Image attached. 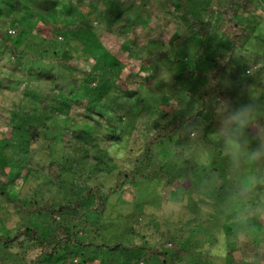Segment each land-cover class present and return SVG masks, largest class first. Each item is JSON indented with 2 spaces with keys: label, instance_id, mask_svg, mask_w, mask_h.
<instances>
[{
  "label": "trees",
  "instance_id": "16d2710c",
  "mask_svg": "<svg viewBox=\"0 0 264 264\" xmlns=\"http://www.w3.org/2000/svg\"><path fill=\"white\" fill-rule=\"evenodd\" d=\"M262 1L264 0H227L225 3L213 5V0H171L173 5L171 15L177 26L173 40L165 42L157 37V30L143 29L140 26L128 32L132 46L124 45V48L129 54L136 50L147 51L152 45L159 43L162 45L169 43L170 46H167L173 49L181 42L180 33L186 28L191 32H198L196 37L198 49L193 52L200 58L195 65L190 66L185 59L177 55L165 64L160 59L164 57L168 59V51L156 55L157 59L147 58L146 60L144 57H138L143 62H149L144 68L151 70L155 67V74L159 78L163 71L159 69L164 67L166 69L164 71L172 75V79L168 81L170 86L176 87L177 79L192 77L198 79L196 87L186 93L197 104L196 115L192 117L175 116L163 124L153 119L148 125H136L135 115L142 119L152 118L151 114H155V110L149 111L147 106H153L155 109L162 107L164 111L171 110V101L175 98L174 91L163 88L160 90V96H148L144 91L150 89V80L154 77L132 71L128 75L120 76L126 64L117 61L119 58L104 45L98 30L105 27L116 35L124 36L129 29L120 22L109 21L106 18L100 20L101 27L97 23L94 26L87 19L88 13L93 9L92 4L80 1L79 10L72 21L52 18L55 14L46 13L47 10L43 12L44 15L37 17V24L42 23L43 26L40 27L38 24L34 30L41 40L48 43L62 36L70 39L71 36L84 30H91L92 26L95 30L92 37L93 45L82 48V54L77 57L73 53L68 54L62 51L57 52L52 58H46L41 56L39 51H26L24 49L29 43L26 39L12 37L0 26V88H21L28 103L35 101V105H31L33 106L31 110L26 109L25 116L20 118L21 121L18 117L14 122L19 125L17 128L21 129L20 132H15L14 139L20 142L26 140L22 146H17L18 149H15L21 157L12 160L13 164L18 166V171H12L10 155L7 153V148L13 147L9 143L10 136L1 133L2 137H0V197L8 202L19 215L29 217L18 221L10 227L11 229H7V232L0 233V249L9 251L19 248H26L28 251L35 249L36 254L32 261L22 258L9 260L2 264H80L81 261L82 264H88L98 259L100 264H178V261H174L175 252L164 248L160 243L151 244L142 241L126 244L123 241H117L107 244L95 241L92 238L94 235L92 228L90 229L91 224L88 222L92 221V217L101 218L103 216L109 196L122 190L126 181L134 184L140 180H137L136 176H141V168L148 164L153 156L154 148L161 144H173L175 141L181 143L179 155L183 157L185 164L190 165L192 175V168L195 167L189 154L192 155V151H195L200 140L195 137L193 141H188L185 139V133L189 131L188 128L197 115L200 113L203 115L207 99L212 91L221 85L220 76L227 69L238 67L237 63L240 61L244 62L241 64L242 66L245 64V67L237 70L234 75L235 81H243L244 86L248 87L251 84H257L259 76H262L263 57L255 55L256 53L245 57V53L248 52L246 47L254 40L256 29L261 22L254 20L251 24L253 21L247 18L244 20L245 18L240 15L245 10L250 12L251 8H258V2ZM113 10L118 11L117 18H120V11H123L121 7H112L107 10V13L111 15ZM111 22L116 27H113ZM183 50L186 51L184 48ZM87 58L93 61L89 69L80 66L76 61V59L86 60ZM156 60H159V63L153 66ZM110 62L114 63L116 68L120 67L113 72L114 75L110 74L112 66H106ZM176 63L181 64L178 70H175ZM122 81L128 86L137 85L138 91L130 87L123 89ZM142 94L144 98L139 103L145 106V109L139 110L133 104ZM168 95H170L169 99L164 98ZM221 97L223 99V95ZM128 99L133 100V103L127 101ZM139 111L148 112V114L142 117ZM125 117L127 124H131L130 130L121 124ZM10 118L13 119L14 115H10ZM10 118L8 124L12 125ZM259 118L258 115L250 126L252 129L249 133L251 147L257 144L254 130L264 123V120H261L258 124ZM62 128L63 130L55 135L56 131ZM208 132L209 127H206L204 136ZM134 138H138L137 150L132 144ZM53 139L56 142L60 140L75 155L88 151L89 156L95 160H98L100 153V141L105 140L109 142V147H116L114 148L118 155L122 152L124 155L126 152L127 157L124 159L127 160V166L130 164L132 168H119L113 177L108 171L105 176L100 177L94 174L98 168L93 167L92 172L88 174L90 185L85 193L76 198L70 197L65 192L68 185L65 170L71 169L66 164L69 158L66 155L67 160L64 162L49 159ZM222 148L223 146L219 150H213L214 156L206 163L209 171L214 170L215 172L220 169L227 173L228 157ZM30 158L37 165H45L44 176L41 180L46 191L38 196H25V198L18 194V191L15 193L11 190V183L13 184L20 177L28 183L35 176L37 172L35 164L31 162L26 169L24 167ZM72 165L74 166V163ZM169 165H172V161ZM176 169L181 173L186 167L177 165ZM209 171H206L207 176ZM156 175L158 179L159 175ZM177 177L180 175L175 174L168 177L170 181L167 186L175 184L176 181L178 184L179 178ZM76 178L81 181L84 177L79 173ZM108 178H114L109 186L105 181ZM147 178H149L148 175L142 174V180H149ZM74 187L75 183L72 184V190ZM194 187L189 186L188 189L193 190ZM54 191L56 193H53ZM259 196L261 192H248L235 197L236 202L240 203L242 212L247 215V219H244L238 228H234L235 240L226 247L225 264H264V220L262 218L264 203L260 201ZM91 197L94 198V207H85L82 200L91 199ZM228 229L231 232V227ZM241 233L245 236H239ZM219 239L218 235H214V240L211 239L208 246H215ZM168 240L179 243L176 238ZM75 258H79L80 261L74 263ZM196 259L192 258L195 261L194 264H201Z\"/></svg>",
  "mask_w": 264,
  "mask_h": 264
},
{
  "label": "rangeland",
  "instance_id": "374dc122",
  "mask_svg": "<svg viewBox=\"0 0 264 264\" xmlns=\"http://www.w3.org/2000/svg\"><path fill=\"white\" fill-rule=\"evenodd\" d=\"M80 1L93 5V9L88 13L87 19L94 26L97 23L101 27L100 20L106 18L109 21L120 22V24L129 29L124 33L126 34L124 36L116 35L105 27H99L100 29L98 30L104 45L111 49L115 56L119 58L117 61L126 64V68L121 72V77L128 75L131 71L134 73L140 72L144 76L154 77V79L151 78L150 80V89L144 91L148 96H160V90L163 88L173 90L175 93V98L171 101V105L169 103L171 110L164 111L165 109L163 110L162 107L155 109L153 106H147L149 111L155 110V114H151L153 115L152 118L145 117L143 119L135 115L136 125H148L153 119L163 124L175 116L184 117L188 115L192 117L196 115L197 104L186 93L196 87L198 79L196 77L177 79V81L174 80L177 82L176 87L170 86L168 81L172 79V75L166 73L164 67L159 69L163 70L160 73L161 78H159L155 74L156 68L154 67L151 70L144 68L149 62H143L138 57H144L146 60H148L147 58L157 59L156 55L168 51V59L165 57L160 59L165 64L169 63V59L174 57V55H177L179 58L185 59L190 66L195 65L200 58V56H195L193 52L198 49L197 31H193V33L186 28L180 33L181 42L173 49L168 47L170 46L169 43L166 45L155 44L147 51L136 50L132 54H129L124 48V45L132 46L128 32L132 31L136 26H140L143 29L157 30V37L165 42H169L176 35L175 29L177 26L173 22V15H171L173 7L171 0H0V26L4 29L3 31L10 33L12 37L26 39V42H29L24 49L26 51H39V54L46 58H52L57 52L62 51L68 54L73 53L77 57L82 54V48L93 45L92 37L95 34V30L92 29V26L91 30H84L77 35L71 36L70 39L62 36L60 39L49 43L41 40L34 29L38 24L40 27L43 26L42 23L37 24V19L44 15L45 13L43 12L46 10V13L55 14L52 18L57 17L63 21L74 20V15L79 10ZM226 1L213 0V5L225 3ZM258 5V8H251L250 12L245 10L240 15L245 18L244 20L247 18L253 21L251 24L254 23V20L261 22L256 29L254 40L246 47L248 52L245 53V57H250L256 53L255 55L263 57L264 66V1L258 2ZM112 7H121L123 11H120V18H117V10H113L111 15L107 13V10L112 9ZM111 23L113 27H116L113 22ZM261 38L263 39L261 40ZM212 42L214 43L215 41ZM133 53L135 54L133 55ZM76 61L80 66L87 67V69L90 68L93 62L88 58L86 60L76 59ZM158 63L159 60L154 61L153 66ZM241 63L244 62L240 61L237 63L238 67L229 68L220 76L221 85L218 89L212 91L211 96L207 99L206 110L203 115L201 113L198 114L188 128L189 131L185 133V139L188 141H193L195 137L200 140L195 147V151H192V155L189 154V158L195 167L192 168V175L190 174V165L185 164L183 157L179 155V150L182 147L181 143L175 141L173 144L165 143L155 147L152 158L145 165L146 167L141 168L140 172L143 175H148L149 178L147 179L149 180H142V174H140L141 176H136L137 180L140 179L136 183L133 184L126 181L122 190L116 191L109 196L103 216L101 218L92 217V221L88 222L91 224L89 226L93 230L92 234L94 237L92 238L95 241L107 244H113L117 241H123L126 244L142 241H147L151 244L160 243L164 248L175 252L173 257H175L174 261H178V264H194L195 261L192 258H197L196 261L201 262V264H225L226 247L235 240L234 234L236 232L234 228H238V225L244 219H247V215L242 212L240 203L236 202L235 197L248 192H261L259 199L264 203V162L254 166L251 170L253 174L260 178L257 184L252 187H245L241 185L239 179L244 170L233 169L228 158L226 164L227 173L220 169H218L219 172H214V170L209 171L210 169H207V164H202L203 166H201V164L197 163L195 154L204 150L207 152L209 160L214 156L213 150H219L222 147V144L209 139V134L214 132L219 126L215 116V105L221 100L227 101L232 108L256 103L260 106V118L257 123L259 124L261 120H264V70L262 76H259V81H256L257 84H251L247 87L244 86L243 81H235L234 79L237 70L245 67V64L242 66ZM180 65L176 63L175 70H178L177 68ZM106 66H112L110 74L120 68H116V65L111 62ZM246 72L248 73L249 71L247 70ZM251 78L255 79L254 76H251ZM122 84L123 89L127 87L137 89V91L139 89L137 85L128 86L123 81ZM131 93L130 91V96ZM167 97L169 99L170 95L164 98ZM123 98L125 99V97ZM142 98H144L143 94L138 96L136 103L133 104L139 110L145 109V106L139 103ZM127 101L133 103L131 99ZM31 105H35V101L28 103L22 94L21 88H0V137H2L1 133L10 136L8 138L9 143L14 148L9 146L7 153L10 155L9 160L13 172L18 171V166L13 164L12 160L21 157L15 149H18L17 146H22V143L26 142V140L20 142L14 139L15 132L21 131V129L17 128L19 125L14 124V122L17 121L18 117L20 120L22 116H25L26 109H32L33 106ZM138 113L142 117L148 114V112L143 113L141 111ZM10 115H14V118H10ZM9 118L10 120L12 119V125L8 124ZM123 119L124 122L121 124L130 130L131 124H127L126 117ZM261 125H259V129L264 131V123H261ZM206 127H209V132L204 136ZM132 128L134 129V126ZM61 130L63 128L57 130L55 135L59 134ZM60 134L63 135V133ZM137 139L134 138L132 142L136 150L139 147ZM40 141L43 142L42 140ZM33 145L35 146V144ZM109 145V142L105 140L100 141V153L98 160H95L89 156L88 151L75 155L60 140L58 142L55 139L51 141L50 160L64 162L67 160L65 159L66 155L69 158L66 164L71 169L65 170V179L68 181L65 192L70 197L76 198L85 193L88 185H90L88 174L92 172L93 167L98 168L94 174L100 175V177L105 176L108 171L112 173L111 177H113L119 168H132L130 164L127 166V160L124 159L127 157L126 152L124 155L123 152L118 155V152H115L116 147H109ZM225 155L227 156L226 153ZM38 158L41 157L38 156ZM165 161L166 163H164ZM170 161H172L171 166L169 165ZM31 162L37 167L35 176L31 180L29 178L30 181L28 183H25L21 177L14 181L13 184L11 183V190L15 193L18 191V194L23 197L38 196L46 191V187L43 188L45 185L41 180L44 176L45 165H37L30 158L24 164L25 169ZM72 163H74V166ZM177 165L180 167L185 165L186 169L179 173L176 169ZM206 171H209L208 176ZM79 173L84 177L81 181L76 178ZM156 174L159 175L158 179H156ZM175 174L180 175V177H177L179 178L178 184L176 181L175 184L167 186L168 181H170L168 177H172ZM105 181L107 186H109L113 183L114 178H108ZM73 183H75V187L72 190ZM189 186L195 187L193 190H189ZM53 193H56V191ZM82 202L85 207H94V198L92 197L91 199L84 198ZM27 218H29L27 215H19L8 202H5L0 197V233L7 232V229H11L10 227H13L18 221ZM262 218L264 220V216ZM229 227H231V232H229ZM214 235H218L220 239L216 241L215 246L210 247L208 244L211 239L214 240ZM239 236L244 237L245 234L241 233ZM170 238H176L179 243L168 240ZM35 254V249L29 251L26 248H19L14 251L0 249V264L22 258L32 261L35 258ZM78 261H80L79 258L74 259V263ZM99 261L98 259L88 264H100ZM80 264H82V261Z\"/></svg>",
  "mask_w": 264,
  "mask_h": 264
},
{
  "label": "clouds",
  "instance_id": "9594fccd",
  "mask_svg": "<svg viewBox=\"0 0 264 264\" xmlns=\"http://www.w3.org/2000/svg\"><path fill=\"white\" fill-rule=\"evenodd\" d=\"M254 97V93H253ZM259 105L256 103L232 108L227 101L221 100L215 105V116L219 122L218 128L209 134V139L220 143L227 154L233 169H243L240 183L245 187L255 186L260 179L252 173L254 166L264 162V131L254 130L257 144L250 146V131L256 117L259 115ZM196 162L206 164L207 152L201 150L195 154Z\"/></svg>",
  "mask_w": 264,
  "mask_h": 264
}]
</instances>
